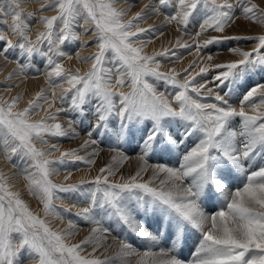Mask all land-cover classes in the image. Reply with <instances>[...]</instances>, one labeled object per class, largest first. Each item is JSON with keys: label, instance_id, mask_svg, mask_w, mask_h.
Returning a JSON list of instances; mask_svg holds the SVG:
<instances>
[{"label": "snow or ice", "instance_id": "obj_1", "mask_svg": "<svg viewBox=\"0 0 264 264\" xmlns=\"http://www.w3.org/2000/svg\"><path fill=\"white\" fill-rule=\"evenodd\" d=\"M26 2L0 0V58L17 66L8 79L22 74L27 79L34 60L41 58L51 95L41 89L23 109L17 107L22 95L0 97V153L9 163L25 164L19 174L41 201L45 217L63 220L62 213H69L91 230L71 243L80 225L69 220L67 229H53L0 172V264H264V31L229 34L241 22L264 28V0H149L130 19H125L129 9L114 7L116 0H45L39 12L55 11L51 16L26 13ZM145 13L163 16L165 26L175 23L183 34L194 25L192 43L177 37L173 49L143 54L144 33L163 35L152 25L139 27L149 18ZM33 21L44 28L34 40ZM82 35L90 39L81 42ZM232 41L253 46L228 47L237 59L227 62L213 63L209 53L193 73L204 49ZM73 44L95 45L88 56L74 53L91 64L83 74L63 66L64 59H72L65 49ZM175 48L194 49L197 60L183 73L160 71V58L175 57ZM161 84L175 91H160ZM57 100L62 107L53 112ZM45 103L48 110L32 120ZM62 113L74 114L67 127L58 122ZM89 115L87 138L79 148L49 159L60 150L46 137L75 138L80 135L76 125ZM97 137L115 142L110 150L116 166L106 164L92 180L75 184L51 179L62 165H94L95 159L78 152L103 143ZM132 143L139 163L124 175L119 165L131 157L120 146ZM37 144L49 146L44 150ZM88 155L98 152L94 148ZM164 157L175 164L162 162ZM70 176L71 171L65 181ZM76 194L84 197L85 207L74 213L57 209L55 200ZM114 225L120 234L114 235ZM191 234H198V243L189 259L182 249ZM109 237L113 244H107ZM106 244L116 246L115 254L97 255ZM89 246L92 252L86 253Z\"/></svg>", "mask_w": 264, "mask_h": 264}, {"label": "rangeland", "instance_id": "obj_2", "mask_svg": "<svg viewBox=\"0 0 264 264\" xmlns=\"http://www.w3.org/2000/svg\"><path fill=\"white\" fill-rule=\"evenodd\" d=\"M149 0H116L114 7L117 9H129L126 12L125 19L132 18L137 11H140L145 4H147ZM45 3V0H27L26 3L22 4V7H24L25 12H33L37 16L39 15H46L51 16L55 14V11H45L43 13L39 12V9L42 4ZM166 11H171V9H166ZM145 15H149L148 13H145ZM32 32L31 37L34 40L36 35L40 31H43V25L40 23H36L35 21L32 22ZM150 25L156 27L158 30L163 31V35L155 36L152 32H146L141 37V40L143 43H145L147 46L144 48L143 54L146 55H153L154 53L160 52L164 49H173L177 43V37H180V43H192L193 37L190 35V33H193L196 29L194 25L189 26V34H183L177 31L178 26L173 23L171 26H165L163 21V16L160 17V15H149V18L143 21L139 24L140 28H148ZM134 31L136 29H133ZM262 31H264V28H261L259 25H249L246 22H241L240 27L233 28L229 34H250L255 35L259 34ZM208 35H216L214 32H209ZM12 39H16V37H12ZM90 37L88 35H82L81 36V42L89 40ZM203 39V37H201ZM253 45L250 42L246 41H232V42H226L224 45L220 44H214L210 45L207 49H204L203 52L200 54L203 59H200L197 66L192 69L193 73L199 71L200 67H203L205 63L207 62V56L209 53L213 55V63L215 62H227L233 59H237V57L231 55L228 51V47H239L244 50H248ZM66 51L72 53V59H64L63 60V66L70 70L71 72H76L77 70L80 71L81 74L84 72L90 70L91 64L85 63L80 60H78L75 56V51H79L82 56H88L91 53L96 51L95 45H90L89 47H78V44H73L69 48L65 49ZM175 57H179V59H176ZM175 57L171 58H163L161 57V64L159 67L160 71L167 72L169 70H175L178 73H183V70L189 66L190 63H192L194 60H197V53L194 49H186V48H175ZM12 67V68H11ZM16 64L15 63H9L2 58H0V97L11 100L12 97H15L17 95H22V99L19 101L18 108L23 109L24 107H27V102L30 99H33L35 97V94L41 89H47L48 95H51V89L46 82V76L44 75L45 72V62L41 60V58L37 57L32 65V70L27 73L28 78L25 79L24 75H20L18 77H14L12 79H8L9 75L16 70ZM36 69H39V73L37 74ZM214 73L210 72L207 79H211V76ZM35 76L36 78H32ZM183 76H181V79ZM42 79V80H41ZM254 81H260V76H255ZM39 80V81H38ZM43 81V82H42ZM252 81H249L248 83H244L240 87V91L246 90V88L251 84ZM5 85H12L13 87L11 90H7L5 88ZM64 87H68L66 83L63 84ZM129 89L125 88L124 91H128ZM160 91H166L167 93H172L175 91L170 86H164L160 85L159 89ZM57 95H60L59 89H57ZM51 102V101H49ZM234 105L237 103V101L233 100L231 101ZM62 107L61 103L57 100L55 102V107L51 109V111H55L56 108ZM45 110H48V104L45 103L42 106V109L40 112L36 115H32L30 118L32 120H39L43 115ZM74 114L72 113H62L61 117L58 122L62 123L65 127H67V121L73 117ZM77 120L80 119V117H76ZM90 115L83 118V123H78L76 125V131L80 133V135L76 136L75 138H51L46 137L49 141V145L56 144L60 151L54 152L49 159H57L60 155V152L70 150L73 148H79V146L83 143V141L87 138L86 135H84V130L88 127L90 122ZM98 140H103V143H98L97 145L93 147H89L86 150H81L78 152V155L86 158H92L97 161V158L95 157H89L87 154L91 153L94 150V147H98L95 150L97 152L103 151V150H109L111 148H115L116 144L115 142H109L107 138L97 137ZM49 145H42L37 144L38 148H42L44 150H47ZM121 149H127L129 156H135L133 154V150L135 148V143H132L131 145L127 144H121ZM88 150L87 154L85 153ZM100 153H98L99 155ZM99 166L95 169V165H92L91 167H88L86 163L79 162L76 164H67L62 165L61 171L59 175H55L51 177L54 182L56 183H68V184H75L79 183L82 179L83 180H92L95 175L98 174V170L100 167L105 166L106 164H114L115 163L111 160L110 157L107 155L104 158H99ZM165 163H170L172 165L175 164V159L169 160L168 157H164L163 161ZM14 164L16 166H14ZM25 164L22 161L16 160L13 163H9L7 160L3 158L2 153H0V172L4 173L7 177H10L11 179L8 180V183L12 186V190L19 192L21 194V197L30 205L31 209L34 212H38L41 218H45L51 222V227L53 229H67L69 220L74 221L76 224L80 225L79 230L76 232V235H79L81 231L84 229L87 230V232H84L80 239H76V235L73 237H70L69 240L71 243H79L81 240H83L91 230V225H89L86 221H83L81 218L76 217L75 215H71L69 213H62L65 217L63 220L58 218H53L52 216L45 217L43 211H42V204L41 201L35 198L33 195H31L26 187L27 182L23 179L22 175L19 174V170L21 168H24ZM120 167V166H119ZM132 168V166H129L128 168L121 167V170L124 175H128L129 170ZM75 169V170H72ZM85 170V172H83ZM71 171L70 178L65 181V176L68 175V172ZM81 172H83L81 174ZM150 173V172H149ZM148 173V174H149ZM119 177H117L118 179ZM61 197H64L65 194H60ZM57 209H64V208H71L72 212L74 213L77 211V209L85 207L86 203L84 201V197L80 196L79 194L74 195L71 198H65V199H57L54 201ZM217 210L219 209L220 205H217ZM210 210H214L210 209ZM116 227V233L120 234V229L118 226ZM72 230V229H69ZM124 235H127L124 233ZM198 235V234H197ZM196 234H191L187 237L185 245L182 249V253L185 257L191 258V252L195 250V247L198 243V236ZM168 239H165L162 241L163 244L167 243ZM107 244H113L112 238L109 237V240L107 241ZM107 244L104 247H101L97 255H100L103 253V256L111 257L115 254L117 251V248L115 245L112 247H107ZM92 247L89 246L86 249V253H91ZM85 252H82L81 254H86Z\"/></svg>", "mask_w": 264, "mask_h": 264}, {"label": "bare ground", "instance_id": "obj_3", "mask_svg": "<svg viewBox=\"0 0 264 264\" xmlns=\"http://www.w3.org/2000/svg\"><path fill=\"white\" fill-rule=\"evenodd\" d=\"M161 17V16H160ZM12 68V67H11ZM42 80V79H41ZM39 81V80H38ZM43 82V81H42ZM95 149L96 148H98V147H94ZM87 152H88V150L85 152L86 154H87ZM98 153H100L99 155H97V156H95V158H97V161H96V165H95V167H94V169L93 170H95L98 166H99V161H98V159L99 158H104L106 155L108 156V157H112L113 155H115L116 153L115 152H113V151H109V150H103V151H100L99 150V152ZM87 156H88V154H87ZM131 158L129 159V160H127V161H124L121 165H119L120 167H123V168H128L129 166H132V168L129 170V173H134L135 172V170L137 169V167H138V161H137V159L135 158V156H130ZM97 166V167H96ZM83 172H85V170L83 171ZM83 172H81V174L83 173ZM150 174V173H149ZM84 232H87V230L86 229H84L83 231H81L80 232V234L79 235H76V239L77 240H79L80 239V237H81V235L84 233ZM73 238H74V236H73ZM75 239V238H74ZM167 243H168V241H167Z\"/></svg>", "mask_w": 264, "mask_h": 264}]
</instances>
